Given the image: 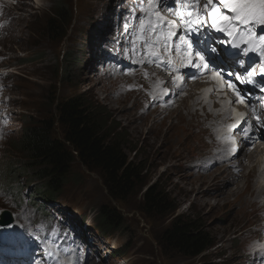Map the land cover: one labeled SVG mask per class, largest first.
I'll return each mask as SVG.
<instances>
[{"label":"rangeland","instance_id":"rangeland-1","mask_svg":"<svg viewBox=\"0 0 264 264\" xmlns=\"http://www.w3.org/2000/svg\"><path fill=\"white\" fill-rule=\"evenodd\" d=\"M60 7L68 19L63 28L54 15ZM49 19L58 31L55 38L48 37L44 30ZM150 19L155 21L148 0H0V94L14 98L2 102L4 97L0 96V110H5L0 126V211H10L13 220L23 224L29 234L42 232L32 230L25 219L45 218L43 213L48 217L54 214L53 220L59 217V229L52 223L44 233L49 235L53 230L50 239L54 241L49 243L55 253L72 250L79 255L78 264H264V253L255 257L251 252L254 243L264 238V213L253 214L260 207L259 200L249 208L251 186L261 188L250 171L253 167L241 172L242 179L220 175L223 166L237 163L239 157L219 165L213 163L223 159L228 149L221 135L233 119L230 105L221 102L212 106L224 110L213 116L209 129L202 127L203 135L190 120L201 115L200 107L207 108L204 96L187 100L184 107L188 110L183 106L177 109L186 98L170 102L169 107L156 103L154 98L163 86L148 85L147 80L153 78L145 57L151 50ZM66 65L69 76L64 80ZM190 93L201 94L195 89ZM74 96L89 100L109 116L110 128H116L118 142L120 138L124 141L129 161L141 163L144 185L127 200L117 202L106 194L98 173L73 162L61 195L50 206L42 204L37 212L34 206L25 204L30 191H25L28 185L21 176L14 181L22 186L13 192L24 191L23 205L16 196L5 195L9 190L2 184L7 181L2 177L10 174L6 173L7 164L22 161L16 155L12 159L10 146L26 124L54 116L56 104ZM188 135L190 143L185 145ZM62 136V130L55 127L53 138L60 140ZM242 151L243 160L252 152ZM213 171L217 172L215 178ZM152 184L175 200L178 209L173 217L163 214L150 218L141 212L144 186L146 189ZM101 206L115 210L123 220L122 228L108 235L117 248L123 247L127 254L124 258L100 256L104 238L96 232L95 217ZM176 216L199 219L210 235L213 247L204 258L182 257L168 248L165 251L162 238ZM33 238L46 247V240Z\"/></svg>","mask_w":264,"mask_h":264},{"label":"trees","instance_id":"trees-1","mask_svg":"<svg viewBox=\"0 0 264 264\" xmlns=\"http://www.w3.org/2000/svg\"><path fill=\"white\" fill-rule=\"evenodd\" d=\"M54 15L63 28L68 22L65 11L60 7ZM44 30L50 38L58 35L53 19L45 22ZM67 67L62 77L64 80L69 76ZM54 110V116L50 114L35 123H28L11 145L12 159L16 155L15 158L22 161L8 163L6 173L8 171L10 174L6 177L12 178L16 172L17 175L21 173L28 182L40 181L41 185L34 196L48 201L56 200L61 195L73 162L98 173L108 197L117 202L127 200L139 187H143L141 163L129 161L124 141L115 139L116 128H110L107 121L109 116L101 107L74 96L59 101ZM57 126L62 130V140L53 138V130ZM169 197L155 184L146 189L144 186L141 212L150 218L163 214L173 217L178 208L175 200ZM95 220V227L100 233L119 230L123 226L120 215L105 206L98 209ZM171 225L162 238L166 252L168 248L182 257L194 259L203 255L204 258V253L213 247V240L201 227L199 219L176 216ZM121 249L123 247L116 254L125 257L126 253ZM202 264L211 263L205 261Z\"/></svg>","mask_w":264,"mask_h":264},{"label":"snow or ice","instance_id":"snow-or-ice-1","mask_svg":"<svg viewBox=\"0 0 264 264\" xmlns=\"http://www.w3.org/2000/svg\"><path fill=\"white\" fill-rule=\"evenodd\" d=\"M148 3L151 15L156 17L155 21L149 20V26L153 34H156L158 30L161 35H164V51H174L181 57V64L195 69L199 75L210 73L214 79L226 84L227 88L235 95V103L249 107L252 119L255 121V123H250L244 114H238L240 123L246 125L238 133L244 137L242 143L249 151L257 142L264 143V118L257 113L246 98V94L237 86V82L240 85H252L258 88L261 93H264V86L255 83L254 77L257 74L255 68L248 71L245 67V61L241 59L236 62L238 68L225 70L222 65L217 66L212 63V54L218 55L215 46L209 45L206 52L195 46L193 41L194 36L204 35L207 30L221 32L226 36L233 37L232 47L239 49V55L248 56L251 52L259 57V72L264 75V35H257L251 31L252 27L257 24L264 26V0H206L203 4V11L200 10V0H174L177 8H167V11L175 19L169 20H165L160 11L153 10L159 8L162 0H148ZM221 6L230 15H225L221 10ZM182 25L183 27H181ZM144 27V24L141 23V28ZM165 28L167 29L166 34L164 33ZM244 29H248V31L246 33L247 39H244L243 43L245 45L250 44L251 47L241 48L240 44L235 42L236 37L240 36L241 31ZM178 32L179 35H177ZM173 37L176 39L173 40ZM216 42L219 44L226 43L223 39H217ZM151 55L156 56V53L153 52ZM153 62H156L158 67H166L170 73L177 72L180 80H184L183 74L180 73L179 69L174 68L171 59L168 60L167 65L162 61ZM239 69H244V72L242 73ZM190 78L197 79L199 77L193 75ZM173 83L178 88L180 87L176 80ZM164 94L168 95L167 89L164 90ZM229 103H232V101H229ZM231 127L233 130L239 128V123ZM231 142L233 141L229 140V143ZM228 151L231 155H235L238 149L230 148ZM5 227H11V225L8 224ZM42 255L44 254L42 253ZM48 255L51 256V253H48ZM56 264H60L58 257L56 258Z\"/></svg>","mask_w":264,"mask_h":264},{"label":"bare ground","instance_id":"bare-ground-1","mask_svg":"<svg viewBox=\"0 0 264 264\" xmlns=\"http://www.w3.org/2000/svg\"><path fill=\"white\" fill-rule=\"evenodd\" d=\"M15 11V10H14ZM247 57L248 58H252L251 56H246V61H247ZM254 61H252L251 65L249 66V68L253 65ZM256 67V65H255ZM151 73H154L155 75L158 74L157 71H150ZM211 78L214 79V77L211 75ZM148 81H154L153 78H148L147 79ZM216 80V79H214ZM202 88V92L204 93V96H206V98L210 101V99L213 100L214 103H217V102H227V100L225 99V97H223L222 95H220L219 93H216L215 95H213V92L217 89L218 87V83L217 82H207V80H203L201 82H196L195 84H189L187 85V87L184 89V91H186L188 88ZM225 90L229 93H232V91L230 89L227 88V86H225ZM198 93V92H197ZM233 94V93H232ZM212 95V96H211ZM169 99V97H168ZM186 100V99H183V101ZM207 100V101H208ZM172 103V102H171ZM178 104V103H177ZM203 104V103H202ZM176 105V104H175ZM224 105V104H223ZM178 107V105H177ZM220 108V107H219ZM224 109H214V108H207L203 111H201V115L198 117V118H195V119H192L190 120L192 123H196L195 126H199L200 127V130L202 131V134L205 135L202 127L206 128V129H209L210 126L212 125V122H213V116L214 115H217L221 112H223ZM257 110V113L260 114L261 113V110L260 109H256ZM236 112H233V119L231 121H229L227 123V127H229V125L232 123V126L236 125L239 123L240 125V121H239V118L236 117ZM261 115V114H260ZM262 116V115H261ZM155 122V121H154ZM244 124V123H242ZM232 128V127H231ZM236 129V128H235ZM234 129V130H235ZM180 135L183 136L182 132H180ZM184 137V136H183ZM183 142L185 143V138L182 139ZM2 141V135L0 134V142ZM190 143V135H188L186 137V143L185 145L189 144ZM242 144V140H239L237 141V144L235 146L236 149L239 148V145ZM1 147V146H0ZM188 147V146H187ZM232 148V144L229 145L228 149H227V153L229 154V149ZM189 149V147H188ZM223 149V148H222ZM263 149H264V144L262 142H257L254 146V151L255 152L254 154L252 153H249V154H246L245 155V159H244V163L241 164V167H240V164L238 163H231V164H227L225 166H219V167H222V170H220V175H228V174H232L234 176H242L241 172H243L245 169H248V166L249 167H253V170L250 169V171H253V174L256 176L255 177V180H258L260 179V177L262 176V173H259L261 172V168L257 165H253V163H257L258 161L261 162V164L263 165L264 164V157H260L263 153ZM1 150V149H0ZM240 150V149H239ZM186 152H188V150H185ZM224 151V150H223ZM252 151V150H251ZM15 153V151H14ZM217 154V153H216ZM219 154V153H218ZM239 152L236 154L238 155ZM264 154V153H263ZM224 156H227L226 152L224 153ZM179 159L181 158L179 155H178ZM218 157V156H217ZM254 158L255 157V160L254 162H249L248 159H251V158ZM213 163H216L217 165L223 163V161H220L218 162L217 160L216 161H213ZM252 163V165L250 164ZM213 164H209L208 167L212 166ZM229 170V171H228ZM228 171V173L226 172ZM263 171H264V168H263ZM18 172V171H17ZM214 172V171H213ZM226 173V174H225ZM26 174V173H25ZM214 178L216 177L217 175V172H214ZM244 174V172H243ZM242 179H243V176H242ZM240 179V181L242 180ZM240 181H238L237 183H239ZM263 181V180H262ZM261 188L260 189H254L252 186H251V190L250 192L248 193L250 196V203H249V208L251 207V204L255 203L256 199L259 200V203H260V207L259 209H256L255 212H253V214H256V216H260L262 213H264V183L261 182ZM47 193V192H46ZM253 208V207H252ZM258 227V226H257ZM14 228L16 229V231L19 230V226L17 225V223L14 224ZM15 229H14V232L13 234H16L17 232H15ZM95 229L97 230V228L95 227ZM0 231H1V228H0ZM101 238H104L103 242H104V245L103 246H100V247H107V249H105L103 251L102 254H108L110 253V250L111 248H116L117 245H114V243H109V239L110 237H107V232H102L101 234ZM90 239V238H89ZM262 239H259L258 241H261ZM4 245L8 246V247H11L12 246V242L11 241H7L4 243ZM109 248V249H108ZM54 247L53 246H49L48 247V250H53ZM48 252V251H47ZM43 254H46V252H43ZM10 263V262H14V258L13 257H9V256H2V258L0 259V264H3V263ZM18 262L17 264H19L20 262L17 261V259H15V263ZM261 264V263H260Z\"/></svg>","mask_w":264,"mask_h":264}]
</instances>
